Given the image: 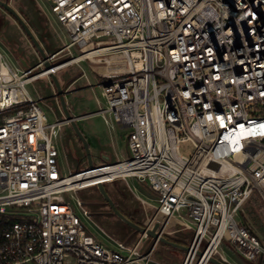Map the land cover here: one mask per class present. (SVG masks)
Instances as JSON below:
<instances>
[{"label": "built area", "instance_id": "1", "mask_svg": "<svg viewBox=\"0 0 264 264\" xmlns=\"http://www.w3.org/2000/svg\"><path fill=\"white\" fill-rule=\"evenodd\" d=\"M46 1L71 39L49 61H70L26 71L0 42V264H152L159 240L142 235L130 246L106 234L110 248L93 235L75 195L99 184L73 185L99 174H116L104 186L149 188L159 205L146 228L159 222L165 237L175 220L193 231L182 264H227L224 243L264 262V243L243 216L254 195L264 202V0ZM74 48L105 50L95 62L121 60L104 76L99 115L128 131L129 157L67 176L65 123L51 122L27 87L90 61L68 66L79 58ZM186 143L191 157L180 153Z\"/></svg>", "mask_w": 264, "mask_h": 264}, {"label": "rangeland", "instance_id": "2", "mask_svg": "<svg viewBox=\"0 0 264 264\" xmlns=\"http://www.w3.org/2000/svg\"><path fill=\"white\" fill-rule=\"evenodd\" d=\"M9 4L28 24L48 54L56 53L62 47L70 44L71 39L68 32L51 14L50 6L46 0H9ZM0 17L3 18L7 29L0 33V37L4 36L7 40L11 41L20 54L25 56L27 63L31 67L36 66L38 64V57L31 41L14 19L7 15L5 11L0 10ZM72 55L76 58L80 57L81 53L74 48ZM101 59L111 60L113 65L98 64L94 60L95 63L85 61L64 69L57 75L60 84L67 91L66 103L74 115L97 112L100 109L105 110L107 108L101 84L105 80L104 76L109 71L119 69L122 65L120 64L121 60L117 56L109 55L97 60ZM70 60L71 57H67L65 54L62 55L58 63ZM13 61L15 60L13 59ZM81 68L84 69L87 79L82 78L78 81L77 78L81 75L79 71ZM91 69L97 70L99 75H94ZM27 89L36 100L39 97L44 100L43 110L48 115L50 121L63 120V116L58 110L56 103L52 100L54 88L50 86L49 79L39 80L29 85ZM106 121L109 123H106ZM77 125L82 134L88 139L87 142L91 147L90 151L95 167L110 165L127 159L126 137L128 132L115 124L110 114L107 113L104 117L97 115L84 121H79ZM63 130L65 139L59 141L60 143L58 142L61 151V168L63 173L69 176L72 173L78 174L84 170L86 171L89 169V166L82 144L69 125L65 126ZM117 151L119 155L116 154ZM180 153L186 157H191L194 154V149L189 143L182 144L180 146ZM105 157L109 160L105 159ZM105 188L115 205L126 214H129L128 210L133 213L143 211L144 208L140 198L154 207H158L159 205L155 195L152 194L149 188L135 180L126 181L118 179L106 185ZM75 197L80 199L85 204V208L92 214V225H90V228L98 241L113 248L112 244L108 242L106 234L114 239L126 240L123 223L112 214L97 188L81 191ZM243 216L264 243V202L258 194L254 195L246 204ZM140 237L141 234L138 233L130 241V246H132L131 244H135ZM149 244L152 245L153 240L150 239ZM226 247V245H223L220 252L226 256L234 257L233 253L228 251ZM184 256L185 252L179 250L172 251V256H169L167 249L163 245H160L155 250L153 259L155 262H160L161 264H181ZM234 259L237 260L236 257Z\"/></svg>", "mask_w": 264, "mask_h": 264}, {"label": "water", "instance_id": "3", "mask_svg": "<svg viewBox=\"0 0 264 264\" xmlns=\"http://www.w3.org/2000/svg\"><path fill=\"white\" fill-rule=\"evenodd\" d=\"M0 8L3 9L7 14H9L14 21L19 25V27L23 30L25 35L28 37V39L31 41L32 46L37 54L38 57V64L34 67H31L27 61L25 56L21 55L20 52L11 45L8 40L3 36L0 37V42L3 44V46L9 51L12 58L15 60L16 64L20 66L23 70L30 71L35 70V72L40 71V67L43 66V68L47 71L52 70L56 65H59L61 63H55L51 64L49 61V57L40 44L39 40L36 38L28 24L22 19V17L10 6L9 0L2 1L0 0ZM50 79V86L54 88V96L52 100L56 103L57 108H59L60 113L63 116V121L69 125L72 129L80 143L82 144L83 150L86 154V159L88 162L89 169L88 170H94L95 166L93 164L91 151H90V145L87 142V139L82 134V132L79 130L77 123L79 120L75 118V116L72 114L70 109L67 106L66 103V96L67 91L62 87V85L59 82L58 76L56 74H51L49 76ZM98 192L102 196L105 203L109 206L112 214L118 218L124 225H126L128 228L133 230L135 233H139L141 235H146L151 240H159L160 243L163 244H169L167 239L162 236V228L159 222H156L151 229L146 228L145 226H139L132 222L130 219H128L126 216H124L117 208L113 200L108 195L106 188L104 185L99 184L97 187ZM85 205V204H84ZM184 249V248H183ZM188 251V248L185 250ZM203 253L200 255L203 257ZM210 264H225L222 261L212 258L210 260ZM260 264H264L262 261H260Z\"/></svg>", "mask_w": 264, "mask_h": 264}, {"label": "crops", "instance_id": "4", "mask_svg": "<svg viewBox=\"0 0 264 264\" xmlns=\"http://www.w3.org/2000/svg\"><path fill=\"white\" fill-rule=\"evenodd\" d=\"M69 45V44H68ZM68 45H66V46H68ZM66 46H64V47H62L60 50H58L57 52H59V51H61V50H63ZM45 51H46V49H45ZM46 53H47V55H52V54H48V52L46 51ZM53 54H55V53H53ZM80 74L81 75H79V78H77V80L79 81V80H81L82 78H84V79H87V77H86V75H85V73H84V69L83 68H81L80 70ZM91 71H92V73L94 74V75H99V72L97 71V70H94V69H91ZM96 77V76H95ZM76 80V81H77ZM84 89V88H83ZM33 97V96H32ZM35 99V98H34ZM39 99H41V97H39ZM38 99V100H39ZM42 108H43V104H42ZM58 110H59V108H58ZM101 110H103V109H100V110H98L97 112H89V113H84V114H82V115H74V113H72L74 116H75V118H77L79 121H84V120H86V119H88V118H91V117H94V116H97V115H99V112L101 111ZM72 112V111H71ZM48 116V115H47ZM49 118V117H48ZM50 120V119H49ZM51 122H53V121H51ZM121 129L122 130H125V131H127L126 129H124V128H122L121 127ZM128 132V131H127ZM86 138V137H85ZM128 138V133H127V137H126V139ZM87 139V138H86ZM87 141H88V139H87ZM91 148V147H90ZM126 153H127V158L129 157V151H128V147H127V143H126ZM116 154L117 155H119V153H118V151L116 152ZM105 159H107V160H109L107 157H105ZM140 201H141V203H142V205H143V211H141V212H137V213H133V212H131V211H129L128 210V212H129V214H127V215H129V216H131V218H132V220L135 222V224H137V225H139V226H145L146 225V223H147V221H148V217H149V215H155V213H156V208L157 207H154V206H152V205H150L147 201H145V200H142L141 198H140ZM153 212V213H151V212ZM123 230H124V232H125V235H126V240H118V239H114V240H117V241H119V242H125V243H127V244H129L130 245V241L132 240V239H134L135 237H136V235L138 234V233H135L133 230H129V228L126 226V225H124L123 224ZM167 231H168V233L165 235L166 237V239H167V241H168V243L169 244H163V243H160L159 245H158V247H157V249L160 247V245H163L164 247H165V249H167V251H168V253H169V256H172V251H177V250H179V251H183V252H185V255H186V248H188V246L192 243V241H193V237H194V233H193V231H191V230H184L182 227H181V225L178 223V222H176L175 220H173L172 222H171V224L168 226V229H167ZM141 237H142V235H141ZM141 237L139 238V239H137V241L138 240H140L141 239ZM146 240V244L148 243L149 244V241H150V239L149 238H147V239H145ZM136 241V242H137ZM104 245H106L105 243H103ZM132 246L134 245V244H131ZM223 245H226L227 247V249H228V251H230V252H232L233 253V255H234V257H236L237 258V260L236 259H234V257H229V256H226V255H224L225 256V258H226V260L228 261V263L227 264H256V263H249V262H247V261H245L241 256H239L236 252H235V250L233 249V247L230 245V244H228V243H224ZM223 245H222V247H223ZM184 248V249H183ZM171 253V254H170ZM154 255H155V253H154ZM153 258H154V256H153ZM170 258V257H169ZM184 258H185V256H184ZM183 259V258H182ZM184 260V259H183ZM183 262H181V264H182ZM259 264H260V261L258 262ZM264 263V262H263ZM152 264H161L160 262H155L154 261V259H153V263Z\"/></svg>", "mask_w": 264, "mask_h": 264}, {"label": "bare ground", "instance_id": "5", "mask_svg": "<svg viewBox=\"0 0 264 264\" xmlns=\"http://www.w3.org/2000/svg\"><path fill=\"white\" fill-rule=\"evenodd\" d=\"M104 53H106L105 50H97V51H93L92 49L90 50H87L84 52V54L77 58L75 61H73L71 64H69L68 66L72 65V64H75L77 62H80V61H83V60H90L91 62L95 63L93 61V59L95 58L94 56H100V55H103ZM102 62L104 63H107V61H98L96 63L98 64H103ZM118 170V168H111V169H108L107 171H105L106 173H103V174H109V172H116ZM99 174V173H98ZM116 174H113V175H108V176H102V175H96L95 179L93 180H88V178L90 177H81L80 179H77L78 183L74 184L73 186L75 187H83V188H88V187H91L95 184H103V183H107V182H110L112 177L115 176ZM101 176V177H100Z\"/></svg>", "mask_w": 264, "mask_h": 264}, {"label": "flooded vegetation", "instance_id": "6", "mask_svg": "<svg viewBox=\"0 0 264 264\" xmlns=\"http://www.w3.org/2000/svg\"><path fill=\"white\" fill-rule=\"evenodd\" d=\"M0 10H2V11H4L3 9H1L0 8ZM6 13V12H5ZM7 14V13H6ZM7 15H9V14H7ZM10 16V15H9ZM11 17V16H10ZM12 18V17H11ZM7 29H6V27H5V24H4V21H3V18H1L0 17V33L1 32H4V31H6ZM22 30V29H21ZM23 31V30H22ZM8 42L11 44V45H13V43L11 42V41H9L8 40ZM61 122H64L63 120L61 121ZM65 123V122H64ZM65 126H67V124L65 123L64 124V126H63V128H62V131H61V135H60V141H63L65 138H64V136H65V133H64V128H65Z\"/></svg>", "mask_w": 264, "mask_h": 264}, {"label": "trees", "instance_id": "7", "mask_svg": "<svg viewBox=\"0 0 264 264\" xmlns=\"http://www.w3.org/2000/svg\"><path fill=\"white\" fill-rule=\"evenodd\" d=\"M117 208H118V207H117ZM118 210H119L124 216H126L128 219H130L132 222H134V221L132 220L131 216L127 215L126 213H123L119 208H118ZM134 223H135V222H134ZM129 230L131 231L130 228H129Z\"/></svg>", "mask_w": 264, "mask_h": 264}]
</instances>
